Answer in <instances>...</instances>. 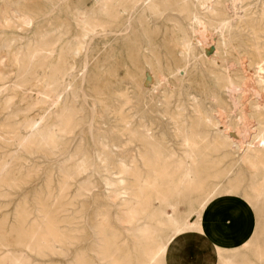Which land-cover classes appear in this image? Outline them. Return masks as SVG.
Returning <instances> with one entry per match:
<instances>
[{"label": "rangeland", "instance_id": "374dc122", "mask_svg": "<svg viewBox=\"0 0 264 264\" xmlns=\"http://www.w3.org/2000/svg\"><path fill=\"white\" fill-rule=\"evenodd\" d=\"M135 1L0 0V10L15 6L33 15L25 21L11 13L7 20L0 13V264L19 258L26 264H154L159 249L183 241L184 231L170 229L168 214L180 220L186 212L181 193L199 184L196 168L202 166L208 189L202 198L203 224L227 220L235 233L217 242L213 253L185 264H264V195L244 187L251 174L241 160L244 152L264 151V96L255 92L254 81L253 93L241 94L245 88L233 86L219 101L201 95L194 90L199 69L192 59L173 65L191 88L175 83L162 61L152 68L148 48L136 50V42L146 37L131 29L137 18L147 15L148 0ZM216 1L219 11L211 21L220 24V31L211 36L210 48L194 51L206 56L216 48L230 63L227 77L251 82L252 72L264 68L257 55L264 59V31L256 37L223 23H237L236 8L258 22L264 0ZM157 24L151 27L166 22ZM236 132L243 137L240 143L232 135ZM155 168L169 175L163 180ZM131 171L141 176L143 185L157 182L168 194L166 204L143 211ZM238 174L245 184L234 194L230 183ZM214 186L216 192H210ZM52 220L63 222H58L63 235L57 240L47 234ZM181 221L185 226L187 220ZM95 228L98 235L113 234L118 246L131 248L127 260L97 254L92 247ZM140 249L144 254H138Z\"/></svg>", "mask_w": 264, "mask_h": 264}, {"label": "bare ground", "instance_id": "6f19581e", "mask_svg": "<svg viewBox=\"0 0 264 264\" xmlns=\"http://www.w3.org/2000/svg\"><path fill=\"white\" fill-rule=\"evenodd\" d=\"M140 0H136L135 2L138 3ZM145 2V0L143 1ZM216 0H148V12L147 15L144 17L137 18L135 23H133L131 29H135L137 33L143 34L144 37H146V40H143L141 42H136V50L141 51L144 45L148 48L150 55L148 57L149 63L151 67L153 68L156 63L164 64L165 68L167 69V72L169 73L171 79L173 78V81L179 85H184L185 83H188V87L190 86L189 79L183 74L180 73L173 65H176L178 62H190L192 59V62L196 64V67L199 69V73L196 75V85H198V88L195 87L194 90L199 92L201 95H205L207 97H210V99L219 101L220 95H225L230 90L229 88L233 86H240L244 87L245 91L241 94L250 93L253 89H255L256 93L262 94L264 96V68H256L257 71L252 72L251 76L252 78L251 82H242L237 83L234 79L229 78L226 76L225 70L228 68V65L230 64L224 55L218 54L219 52L215 49H212V51H208L207 55L204 56L200 54L197 56L194 49L198 48H205L208 46V43L211 41V36L218 31V27L220 24L214 23L211 21L212 15L215 14V11H219V9L215 6ZM12 3V0H8L7 4ZM135 3V4H136ZM13 6V5H12ZM139 6V5H138ZM137 6V7H138ZM227 6V5H226ZM232 6L237 7L236 5L232 4ZM15 7V6H14ZM6 6L5 8L0 10V13L3 14L4 19H10L11 13H14L15 16L21 20H30L32 18V13L30 10H25L23 8H14ZM144 8V6H143ZM228 11L227 7H225ZM135 9V8H134ZM237 9V8H236ZM234 10L233 16L236 19L237 23H230V24H224L223 27H236L241 30H248L249 34H254V36H260L261 31H264V2L259 5V12L258 17L256 18L258 22H254L255 19L253 18H244V8ZM141 10V9H140ZM136 11V10H135ZM221 11V10H220ZM224 11V10H222ZM133 12V11H131ZM225 12V11H224ZM223 12V13H224ZM222 14V13H221ZM219 15V14H218ZM221 17V16H220ZM255 18V17H254ZM33 19V18H32ZM163 19V20H162ZM222 20V19H221ZM219 20V21H221ZM227 20V19H226ZM154 21V25H158V21L160 22H166L164 26L162 27H151L153 24L150 22ZM171 24H168L170 23ZM234 22V21H231ZM229 23V22H228ZM130 28V27H129ZM221 28V27H220ZM234 28V29H236ZM222 30V28H221ZM230 30V29H229ZM134 31V30H133ZM220 31V30H219ZM218 31V32H219ZM224 31V30H223ZM225 32V31H224ZM231 33V31H229ZM228 32V34H230ZM233 32V31H232ZM239 32V31H238ZM136 35V32H134ZM221 33V32H220ZM160 34L163 35V38H160ZM227 34V32H226ZM243 34V33H242ZM140 35V34H139ZM222 35V33L220 34ZM133 36V35H132ZM138 36V35H136ZM214 36V35H213ZM225 36V35H224ZM228 36V35H227ZM243 36V35H242ZM245 36V35H244ZM169 37V38H168ZM219 37V36H218ZM231 37V36H230ZM139 38V37H138ZM137 38V39H138ZM228 38V37H227ZM237 38V37H236ZM234 38V39H236ZM140 39V38H139ZM217 39V38H216ZM226 40V38H224ZM215 40V39H213ZM220 40V39H218ZM235 41V40H234ZM223 42V41H222ZM219 42V43H222ZM225 42V41H224ZM223 42V43H224ZM228 42V41H227ZM226 42V45H227ZM222 43V44H223ZM233 44V43H232ZM210 45V44H209ZM220 45V44H219ZM225 44H223L224 47ZM30 46V45H29ZM213 46V45H211ZM217 46V45H216ZM209 47V46H208ZM207 47V48H208ZM218 47V46H217ZM222 47V45H221ZM230 47V46H229ZM210 48V47H209ZM219 48V47H218ZM202 49V50H205ZM227 49V48H226ZM201 50V49H200ZM201 50V51H202ZM200 51V52H201ZM226 51V50H225ZM135 52V51H134ZM133 52V53H134ZM222 52V50H221ZM228 52V50H227ZM148 53V52H147ZM204 53V52H203ZM230 53V52H229ZM138 54V53H137ZM223 54V53H222ZM227 54V53H226ZM78 55V54H77ZM135 55V53H134ZM139 55V54H138ZM258 55V64L264 62V59L260 57L259 53ZM131 56H133L131 54ZM130 56V58H131ZM164 56V57H163ZM137 56L135 55V59ZM163 57V58H162ZM228 57V56H227ZM232 57V56H231ZM133 58V57H132ZM236 58V57H235ZM121 60V59H120ZM128 61V60H127ZM133 61V60H132ZM119 62V61H118ZM232 62V60H231ZM136 63V61H135ZM138 63V61H137ZM136 63V64H137ZM140 63V62H139ZM138 63V64H139ZM120 65L123 63H119ZM135 64V65H136ZM137 64V66H138ZM132 65V64H131ZM134 65V64H133ZM145 65V64H144ZM264 65V64H263ZM136 66V67H137ZM141 66V65H140ZM139 66V67H140ZM143 66V65H142ZM134 67V66H133ZM232 67H235L234 65ZM123 68V67H121ZM120 68V69H121ZM131 68V67H130ZM141 68V67H140ZM145 68V66H144ZM149 69V68H148ZM139 70V69H138ZM143 68L141 69V71ZM130 72V71H129ZM138 73V72H137ZM227 73V72H226ZM147 74V72H146ZM144 73V75H146ZM164 75V74H163ZM129 76V75H128ZM139 76V75H138ZM162 78V77H161ZM167 81V80H165ZM254 81L255 86L252 89V82ZM170 82V81H169ZM164 83V82H162ZM194 83V82H193ZM175 85V84H174ZM113 86V85H112ZM111 86V87H112ZM172 86V85H171ZM194 87V86H193ZM141 88V87H140ZM182 88V86H181ZM179 88V90L181 89ZM112 90V89H111ZM145 90V88H144ZM147 90V89H146ZM182 90V89H181ZM191 90V89H190ZM115 91V90H114ZM113 91V92H114ZM107 92V91H106ZM110 92V91H109ZM191 92V91H190ZM116 94V92H114ZM230 93V92H229ZM233 93V92H232ZM253 93V92H252ZM113 94V93H112ZM111 94V95H112ZM114 95V94H113ZM245 96V95H244ZM243 96V97H244ZM251 96V95H250ZM252 97V96H251ZM113 98V96H112ZM223 98V97H222ZM255 98V97H254ZM110 99V98H109ZM114 99V98H113ZM250 99V98H249ZM256 99V98H255ZM115 100V99H114ZM246 100V99H245ZM248 100V99H247ZM258 100V99H257ZM260 100V99H259ZM263 100V99H262ZM110 101V100H109ZM113 101V100H112ZM215 101V102H216ZM224 101L223 99L221 102ZM250 101V100H249ZM253 101V100H252ZM220 102V103H221ZM245 102V101H244ZM262 102V101H261ZM108 103V102H107ZM104 103L103 105L107 104ZM113 103V102H112ZM218 103V104H220ZM257 103V101H255ZM114 104V103H113ZM113 104H111L113 106ZM187 104V103H186ZM216 104V105H218ZM258 104V103H257ZM260 104V103H259ZM264 104V103H263ZM109 105V103H108ZM110 106V105H109ZM153 106V105H152ZM223 106V105H222ZM244 106V105H243ZM242 106V107H243ZM247 106V105H246ZM261 106V104H260ZM188 107V106H187ZM226 107V106H225ZM262 107V106H261ZM252 111L254 108H251ZM119 110V109H118ZM189 110V109H188ZM199 110V109H198ZM232 110V109H230ZM245 110V109H244ZM112 111V110H111ZM120 111V110H119ZM181 111V110H179ZM212 111V110H211ZM255 111V110H254ZM108 112V110L106 111ZM201 112V111H200ZM224 113H227L226 111ZM106 114V113H105ZM201 115V114H200ZM220 115V114H219ZM247 115V114H246ZM258 115V113H257ZM108 116V115H107ZM261 116V114H260ZM188 117V116H187ZM263 117V116H261ZM129 118V117H128ZM223 118V116H222ZM228 119V118H227ZM264 119V117H263ZM204 120V119H203ZM254 120V119H253ZM128 121V120H127ZM208 121V120H206ZM228 122V121H227ZM229 123V122H228ZM215 123H213L214 125ZM256 124V123H255ZM228 125V124H226ZM254 125V124H253ZM137 127V126H136ZM193 127V126H192ZM3 129V128H2ZM207 130V129H206ZM209 130V129H208ZM229 130V128L227 129ZM33 131V130H32ZM53 131V130H52ZM113 131V130H112ZM115 131V130H114ZM181 131V130H180ZM129 132V131H128ZM186 132V131H185ZM230 132V130H229ZM52 133V132H51ZM259 133V132H258ZM116 134V133H115ZM184 136V133H181ZM132 135V134H131ZM233 137L235 139H239V143L241 142V139L243 138L242 135L238 134V132L232 133ZM191 136V135H190ZM48 137V136H47ZM104 137V136H103ZM210 137V136H209ZM208 137V138H209ZM221 137V136H220ZM139 139V137H137ZM187 138H189L187 136ZM100 139V137H99ZM192 139V138H191ZM218 139V138H216ZM48 140V139H47ZM50 140V139H49ZM48 140V142H49ZM144 140V139H143ZM188 140V139H187ZM196 140V139H195ZM194 140V141H195ZM219 140V139H218ZM217 140V141H218ZM99 141V140H98ZM102 141V139H101ZM146 141V139H145ZM213 141V140H212ZM216 141V142H217ZM206 142V140H205ZM215 142V143H216ZM221 143V141H218ZM246 142V141H245ZM101 143V142H100ZM107 143V142H106ZM201 143V142H200ZM258 143V141H257ZM260 143V142H259ZM102 144V143H101ZM100 144V145H101ZM197 144V143H196ZM256 144V143H255ZM104 145V144H103ZM221 145V144H220ZM254 145V144H253ZM105 146V145H104ZM219 146V145H218ZM223 145H221L222 147ZM263 146V145H262ZM103 147V146H102ZM220 147V146H219ZM234 147V146H233ZM108 148V147H107ZM217 148V147H216ZM236 148V147H235ZM234 148V149H235ZM184 149V148H183ZM106 150V149H105ZM185 150V149H184ZM223 150V148H222ZM253 150V149H252ZM259 150V149H258ZM235 151V150H234ZM247 151V150H246ZM255 151V150H254ZM253 151V153H254ZM111 152V151H110ZM110 152L107 151V158H109ZM216 152V151H215ZM185 153V152H184ZM194 153V152H193ZM217 154V153H216ZM116 156V155H115ZM118 156V155H117ZM163 156V155H162ZM161 157V156H160ZM159 157V158H160ZM113 158V157H112ZM115 158V157H114ZM113 158V160H115ZM163 158V157H162ZM190 158V157H188ZM111 159V158H109ZM108 159V160H109ZM117 160V159H116ZM161 160V159H158ZM233 160V159H232ZM242 162L247 166V168L250 171L251 179L249 180L248 184L240 182L238 180L239 174L236 177V180H233L230 183V192L236 193L238 189L241 188L242 184L246 188V190H250L255 192L259 195H264V151H255V154L252 153H243L242 154ZM193 161V160H192ZM110 162V161H109ZM110 164V163H109ZM152 164V163H150ZM149 164V165H150ZM197 164V163H195ZM148 165V166H149ZM109 167V165H107ZM118 167V166H117ZM157 167V166H156ZM215 167V166H214ZM147 168V167H146ZM223 168V167H222ZM239 169V168H238ZM170 170V169H169ZM178 170V169H177ZM188 170V169H187ZM216 170V169H215ZM111 171V169H110ZM179 171V170H178ZM186 171V170H185ZM138 172V171H137ZM156 174L159 176V178H162L165 180V178L169 175L167 171H162L161 168H155ZM181 172V171H180ZM178 172V173H180ZM190 172V171H189ZM204 167L196 168V174L198 178H200V182L198 185H189L190 187H185L183 190V193H181V199L184 201L186 205V212L180 217V220H174V216L171 214L169 215L170 220V226L171 230L176 229L178 232H183V241L181 242H172L171 248H163L159 249L156 253H154L155 257H153V260H156L154 264H185L187 262L186 260L191 258H197L201 254L209 255L211 252L213 253L216 250L217 242L223 241L224 238L230 236V238L234 235L235 229L233 225H230L229 221L227 220H216L212 225L206 226L203 223H205L207 220L204 218V211H203V204L204 199L206 196V191L208 190L203 182L202 178L204 176ZM233 172V164L231 166L229 174ZM237 172V171H236ZM95 173V172H94ZM226 173V172H225ZM62 174V173H61ZM192 175V174H191ZM190 175V176H191ZM74 176V175H73ZM130 176V175H129ZM135 177V178H132ZM65 177V176H64ZM131 179H136L137 184V191L135 194L136 199L140 202V208L145 211L150 208L159 207L160 204L164 202L165 197H167L168 194L165 193L164 190L161 189V186L157 184V182H149L147 185H143L141 183V176H139L136 173H132L131 171ZM231 177V176H230ZM29 179V178H28ZM149 179V178H148ZM160 179V181L162 180ZM190 179V178H189ZM156 180V179H154ZM162 180V182H163ZM170 180V179H169ZM199 180V179H198ZM228 180V179H227ZM34 181V179H33ZM67 181V180H66ZM192 181V179H191ZM214 181V180H213ZM48 182V181H47ZM215 182V181H214ZM5 183V182H4ZM21 183V182H20ZM206 183V182H205ZM218 183V182H217ZM190 184V183H189ZM133 187V184H131ZM181 185V184H180ZM9 186V185H8ZM64 186V185H63ZM135 186V185H134ZM88 187V186H87ZM90 188V187H89ZM217 187L214 186L213 188H210V192H216ZM36 189V188H35ZM50 189V188H49ZM244 189V188H243ZM38 190H40L38 188ZM135 190V189H134ZM47 191V190H46ZM45 191V192H46ZM36 193V192H35ZM178 193V192H177ZM44 194V193H43ZM37 195V194H36ZM34 195V196H36ZM216 196V195H215ZM39 197V196H37ZM52 198V197H51ZM217 198V197H216ZM38 200V198H36ZM35 200V199H34ZM40 200V199H39ZM47 200V199H46ZM220 201V200H219ZM34 202V201H33ZM49 202V201H48ZM29 203V202H28ZM69 203V202H68ZM166 204V202H164ZM183 203V204H184ZM25 204V203H24ZM24 204L23 207H24ZM36 204V203H34ZM39 204V203H38ZM135 204V203H134ZM164 204V205H165ZM259 204V203H258ZM21 205V206H22ZM26 205V204H25ZM42 205V204H41ZM28 206V205H27ZM131 206V205H130ZM167 206L170 207V203H167ZM208 206V205H207ZM138 207V206H137ZM136 207V208H137ZM162 207V206H161ZM22 208V207H21ZM39 208V207H38ZM160 208V207H159ZM181 208V207H180ZM179 208V209H180ZM24 209V208H23ZM130 209V208H129ZM20 210V209H19ZM22 210V209H21ZM205 210V208H204ZM209 212H212L211 209ZM30 211V210H29ZM142 211V212H143ZM182 210H180L181 212ZM24 212V211H23ZM161 213V212H160ZM208 213V212H207ZM32 214V212H31ZM47 214V213H46ZM24 215V214H23ZM96 215V214H95ZM132 215V214H131ZM214 216V215H213ZM27 217V216H26ZM97 217V216H96ZM95 217V218H96ZM25 218V217H24ZM28 218V217H27ZM26 218V220H27ZM48 218V217H47ZM187 220L186 227L182 225L181 219ZM47 220V219H46ZM49 220V219H48ZM58 220V219H56ZM97 220V219H96ZM100 220V219H99ZM30 221V218H29ZM61 221V220H60ZM58 221V222H60ZM64 222V220L62 219ZM61 221V222H62ZM58 222L56 221H48V235H53L56 238L59 236V229L57 230ZM60 222V223H61ZM62 222V223H63ZM66 222V221H65ZM64 222V223H65ZM173 222V223H172ZM29 223V222H28ZM61 223V224H62ZM95 223V220H94ZM260 224V222H258ZM103 225V224H101ZM209 225V224H208ZM34 226V225H33ZM32 226V227H33ZM22 227V226H21ZM24 228V227H23ZM29 228V227H28ZM27 228V229H28ZM126 228V227H125ZM74 229V227H73ZM102 229V228H99ZM30 230V229H29ZM71 230V229H70ZM61 231V230H60ZM96 228L93 231L94 241L96 239V243L92 246L94 247L93 250L97 252V254H103V256L106 257H113L116 262L119 260L117 258H122L123 260H127L128 254L130 253V249L127 246H118V237L113 234L106 235L105 233H102V235H98V231ZM103 231V230H102ZM109 231V229H108ZM66 232V231H65ZM111 232V231H110ZM34 233V232H33ZM107 233V231H106ZM109 233V232H108ZM232 233V234H231ZM35 234V233H34ZM63 235V233H61ZM66 234V233H65ZM70 234V233H68ZM71 235V234H70ZM179 235V234H178ZM35 236V235H34ZM40 237L42 235H39ZM44 236V235H43ZM58 236V237H57ZM69 236V235H68ZM173 236V235H172ZM36 237V236H35ZM50 238V236H47ZM64 237V236H63ZM71 237V236H70ZM33 238V237H32ZM31 238V239H32ZM43 238V237H42ZM53 238V237H52ZM60 238V237H59ZM58 238V239H59ZM20 239V238H19ZM38 239V238H37ZM36 239V240H37ZM45 239V237H44ZM54 239V238H53ZM64 238H62L63 240ZM70 239V238H69ZM202 240L200 243L199 240ZM57 240V239H56ZM34 241V240H33ZM44 241V240H43ZM50 241V240H49ZM74 241V239H73ZM72 243H76L73 242ZM100 241L104 244H101ZM179 241V240H178ZM20 244L22 242L18 240ZM37 242V241H36ZM40 241H38L39 243ZM45 242V241H44ZM54 242H56L54 240ZM100 242L102 246V252L98 250L97 243ZM171 242V241H170ZM26 243V242H25ZM50 243V242H49ZM47 244V243H45ZM51 244V243H50ZM171 244V243H169ZM219 244V243H218ZM40 245V244H39ZM253 245V244H252ZM41 246V245H40ZM47 246V245H45ZM39 247V246H38ZM91 247V248H92ZM99 247V246H98ZM170 247V246H169ZM201 247V248H199ZM43 248V246H41ZM48 248V247H47ZM30 249V248H29ZM241 249V248H240ZM66 250V249H65ZM85 250V249H84ZM7 250H4V252ZM30 251V250H28ZM32 251V250H31ZM144 250L140 249L138 254H144ZM0 252H2V249L0 248ZM28 254V253H27ZM39 254V253H37ZM69 254V252H68ZM40 255V254H39ZM213 255V254H212ZM9 256V255H8ZM26 257V256H25ZM78 257V255H77ZM84 258V257H83ZM99 258V256H98ZM112 260V261H113ZM122 260V261H123ZM20 262V263H19ZM25 259L19 258L18 260H12L11 264H26L24 263ZM207 262V261H206ZM92 263V262H90ZM89 263V264H90ZM96 263V262H95ZM94 263V264H95ZM98 263V262H97ZM100 263V262H99ZM108 263V262H107ZM213 263V262H212ZM29 264V262H28ZM74 264V263H73ZM78 264V263H77ZM80 264V263H79ZM113 264V263H112ZM115 264V263H114ZM120 264V263H117ZM122 264H127L123 261ZM141 264V263H140ZM209 264V263H208Z\"/></svg>", "mask_w": 264, "mask_h": 264}]
</instances>
